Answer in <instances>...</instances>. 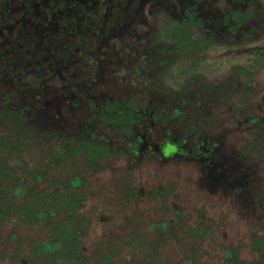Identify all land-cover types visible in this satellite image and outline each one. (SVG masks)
I'll return each instance as SVG.
<instances>
[{"label":"rangeland","instance_id":"rangeland-1","mask_svg":"<svg viewBox=\"0 0 264 264\" xmlns=\"http://www.w3.org/2000/svg\"><path fill=\"white\" fill-rule=\"evenodd\" d=\"M48 1H5L16 7L9 15L0 8V32L12 40L10 65L4 69L0 64V94L8 93L11 105H27V126L75 136L90 118L99 122L91 104L107 96L129 100L144 113L130 136L96 124L97 134L107 138L115 155L100 162L97 172L79 174L83 182L76 188L85 197L75 214L82 252L75 264H186L194 257L198 264H228L226 250L234 251L236 264L260 263L262 256L252 249V241L254 235L264 237V55L251 48L264 46V0L254 1L258 12L252 22L229 32L222 21L227 0L198 3L206 24L222 29L205 54L191 56L198 69L192 74H183L189 60L176 57L165 66L154 61L174 55L171 41L157 35L165 14L171 19L183 14L182 0H84V5L70 0L71 6L57 10L66 8L80 19L87 10L85 41L73 32L80 29L79 19L70 21L72 28H63L71 30L68 37L48 34L58 24L51 10L45 12L53 6L48 7ZM169 2L174 4L170 11ZM246 5L236 8L250 7ZM40 17L45 21L38 26ZM4 36L0 51L8 43ZM25 40L32 48L21 50ZM34 45L43 48L42 53L37 54ZM140 51L153 60L142 61L143 75L138 77L133 65ZM41 59L43 67L37 63ZM231 64L254 65L252 76H237ZM153 110L157 119L149 128L148 113ZM170 113L174 116L168 117ZM7 132L0 121V136ZM136 135L142 143L145 138V146L140 143L131 161L128 152L118 153L123 143L137 142ZM203 137L206 147L220 142L215 162L222 176L214 183L198 156L168 155L155 147L182 138L184 148L196 153ZM19 176L25 172L16 167L11 180ZM47 185L41 181L39 186L52 189ZM155 189L160 192L151 195ZM60 219L55 216L53 222ZM160 222L167 228L161 229ZM197 227L206 230L201 238L191 232ZM47 232L39 223L19 218L2 222L0 264H43V257L32 263L31 256L35 244L51 238Z\"/></svg>","mask_w":264,"mask_h":264},{"label":"trees","instance_id":"trees-1","mask_svg":"<svg viewBox=\"0 0 264 264\" xmlns=\"http://www.w3.org/2000/svg\"><path fill=\"white\" fill-rule=\"evenodd\" d=\"M249 5L250 7L244 10L232 11L234 26L228 20L225 21L229 24V30L233 27H244L252 22L251 18L258 10L255 4ZM260 51L264 50L260 48ZM253 67L254 65L237 66L236 75L241 74L248 79L252 76ZM91 105L97 107L94 109V117L99 122L97 123L93 117L90 118L85 128L75 136H67L56 131H38L27 126L25 118L27 114H24L27 106L19 107L10 103L9 107H5L6 113L0 110L1 122L8 128V133L0 136V224L12 218H19L30 225L39 223V226L46 227L47 233L51 235V238H45L40 244L34 245L32 263L40 257L44 259L43 264H75L82 259L80 242L77 239L79 224L75 220L80 202L85 197L76 188L83 182V177L79 174L84 170L97 172L100 162L107 161L115 155L109 150L107 138L97 134L96 124L108 125L127 136L131 135L133 125L140 127L142 124L143 114L131 106L129 100L122 102L105 98L104 103L99 106ZM135 139L137 142L132 140L130 143H123L118 154H124L126 151L129 159L134 160L140 151L141 137L136 135ZM185 141L182 138L170 140L162 149L166 147L168 153H173L175 148H178L186 154L188 150L182 145ZM195 148L199 151L198 144ZM45 157L47 160L43 161ZM16 167L23 169L25 177L19 176L18 179L13 177L12 181L10 175ZM28 177L34 184L28 182ZM10 180L11 182H8ZM41 181L47 182V187L50 185L52 189L41 188L39 186ZM159 191L155 189L151 195ZM55 216L61 219L54 223ZM157 225L161 229L167 227L166 222ZM191 232H196V236L201 238L206 230L197 227ZM13 236L14 233L10 235ZM252 249L262 256L261 262L254 264H264V237L254 235ZM190 252L196 254L192 247ZM112 256L109 254V257ZM224 256L228 264H236L234 251L226 250ZM194 258H187L186 264H197ZM135 264L150 263L139 261Z\"/></svg>","mask_w":264,"mask_h":264},{"label":"flooded vegetation","instance_id":"flooded-vegetation-1","mask_svg":"<svg viewBox=\"0 0 264 264\" xmlns=\"http://www.w3.org/2000/svg\"><path fill=\"white\" fill-rule=\"evenodd\" d=\"M5 1L8 2L10 0H0V8H2L3 9L2 11H5L7 15H9L12 10L16 9V7H10L9 3L7 4ZM128 1H131V0H128ZM189 1L190 0H182V2H181V7H182V11H183L182 15L177 13V14H175V19H171L170 16L165 14V17L166 16L167 17H166V19L161 21L162 24L159 27V34L157 35V37L158 38L163 37V38L169 39L171 41L170 48L173 49L172 52L174 55H172V58H169V59H168V57H164L162 59L161 58H155V60H154L155 62H157L158 66L172 65V63H174V61H177V60H174V58H176V57L179 59V61L189 60L188 61V63H190L189 65H183L184 67H188V68H183L184 69L183 74H192L193 72H195V70L198 71L196 61L194 60L195 58L194 59H192V58L195 56L200 57L201 56L200 54H205L206 51L208 50V47L210 45L214 44L215 41L218 39V36L220 35L219 33L222 29V27H221V29H219L220 27L217 28L213 25L206 24L204 19L199 16V13L197 12V10H198L197 5H198V3L202 2V0H192L193 2L190 1L192 3H190ZM206 1L207 0H205V2ZM254 1L255 0H227V5L225 6L226 7V13L222 17L223 23H226L228 25V28L225 31L229 32V24L225 21L228 20V22H230V24H233L232 26H234L232 11L234 9L242 10V9H238L236 7H239V5H243V4L249 5V4H251V2L254 3ZM41 2L44 3V0H41ZM83 3H84V0H79L77 2V4H81V5H84ZM49 4L53 5L52 9L45 8V12H49L51 10L50 12L54 14V18L58 22V24L55 28V31L52 30L48 34H52V35L56 34L58 37H68L67 35L72 34L71 30L70 29L64 30L63 28L67 25L72 28L70 21H75V20L77 21L79 19L82 22V24H78V25H81L80 29H77L73 32L79 33L81 35V39H83V41H85V39L83 37V33H82V27L85 25L86 19L89 18V14L88 15L85 14L87 12V10H85L86 12H84L82 19H80L77 17L78 13L76 15L70 14V13L66 12V8H62V10H59V11L57 10L61 6H65V7L71 6L72 3L70 0H50V1H48V4H47L48 7H50ZM172 7H174V4L173 3L170 4V2L166 6L168 11H170L172 9ZM79 13L82 14L81 12H79ZM169 14H170V12H169ZM2 18L3 17L0 16V20ZM44 19H45V17L38 18L37 19V21H38L37 25L38 26L41 25L45 21ZM1 26H5V24H3ZM239 28H242V27H239ZM232 29L235 31L238 28L233 27L230 30H232ZM203 33H206V34H203ZM0 34L3 35L2 32H0ZM44 35H47V33H44ZM3 36H0V37H3ZM4 37L6 38V36H4ZM6 41L8 42L6 47L4 45L0 51V64H3L1 66V68L3 67L4 69H6V67H8L10 65V61H11V58H10V48H11L10 42L12 40L10 39L9 36H7ZM2 42L3 41L0 40V43H2ZM22 43L24 44V47H20L21 50H26V49L32 48V47L28 46V44H27L28 42L26 40L22 41ZM260 48H262L264 50V46L251 48V50L253 51V53L260 54V56H261V54L264 55V51L259 52ZM34 49H36L37 54H39V51L41 53L43 51V48L40 49L37 45H34ZM191 56H193V57H191ZM184 58H187V59H184ZM151 59L152 58L150 56L146 57V56H144V54H142L141 51L139 52V55L137 57L138 62L134 63V65H133V71L138 75V77L143 75L141 73L142 69L140 67V64H142V61H143V63H146ZM196 59H198V58H196ZM37 63H38V66L40 65L42 67L44 64H46L45 59L44 60L41 59ZM231 66L234 67V69H235L238 65L233 66V64H231ZM244 67H246V66H244ZM157 68L158 67H156V70H157ZM47 69H48L47 66H44V70L47 71ZM19 92H20V90H19ZM23 92L24 93H21V94H26L27 90L25 89ZM36 94L37 93H35V96H36ZM8 95L9 94L8 93L5 94V92L0 94V110H2L4 113L7 112L5 107L10 106V102L8 101ZM24 98H23V100H25ZM105 98H109L110 100L114 99V98H111L108 96L103 97V98L99 99L100 101L97 104H95V106H99V104L104 103ZM24 104L25 103H23V104L13 103L12 105H17L19 107L27 106ZM130 104H131V102H130ZM95 108H97V107H95ZM138 110L142 114H144L140 109H137V111ZM175 110H176V112H175ZM27 111H28L27 109L24 110L25 115L27 114ZM173 112L177 113L178 110L175 108L173 110ZM148 115L150 117V124H151V125H149V128H150L154 124L155 120L157 119V114L154 111V113L150 112V114L148 113ZM173 116L174 115H172V113H170V115H168V117H173ZM0 121H1V119H0ZM134 127H136V126L133 125V128ZM132 131H133V129H132ZM7 133H5V134H7ZM2 135H4V134H2ZM142 139H143V143L141 141V145L145 146L144 145V139L145 138L143 137ZM174 141H176V140H174ZM215 142L216 143L212 142L210 144V146L206 147V145H205L206 141L204 140V137H203L198 143V145H199L198 150L199 151H195L196 153H192L190 150H188V153L185 154V155L189 154L188 156H195L196 155V156H198L197 158L202 159V161L204 163V169L206 172V176L209 179V181H212L213 183L218 181V179H220L222 176V173H220L217 170V167L219 166V164H217L215 162V151L217 150V147H218L220 142H219V140H215ZM167 143H170V140L169 141L167 140L162 145H156L155 147L161 153H164V154H168V155H175L176 153L183 154L181 151H179L178 148H175V151L173 153H168V150L166 149V147L164 149H162V146L167 144ZM182 145H180V146H182ZM10 165H12V163ZM213 169L215 171H212ZM197 264H198V262H197Z\"/></svg>","mask_w":264,"mask_h":264}]
</instances>
